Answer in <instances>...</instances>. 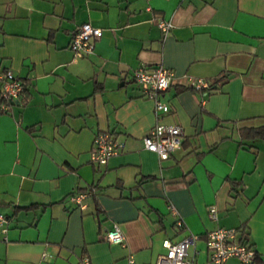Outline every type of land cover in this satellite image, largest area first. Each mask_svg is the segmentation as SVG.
Returning a JSON list of instances; mask_svg holds the SVG:
<instances>
[{
	"label": "crops",
	"instance_id": "1",
	"mask_svg": "<svg viewBox=\"0 0 264 264\" xmlns=\"http://www.w3.org/2000/svg\"><path fill=\"white\" fill-rule=\"evenodd\" d=\"M83 21L102 33L75 56ZM156 64L172 72L158 114L131 75ZM4 69L23 89L0 107V264H154L161 241L186 232L200 264L217 228L236 229L264 264V140L253 133L264 127V0H0ZM156 122L182 131L164 160L141 143ZM100 132L123 145L104 164L90 160ZM77 191L91 193L83 207L68 198ZM114 224L122 244L104 239Z\"/></svg>",
	"mask_w": 264,
	"mask_h": 264
},
{
	"label": "built area",
	"instance_id": "2",
	"mask_svg": "<svg viewBox=\"0 0 264 264\" xmlns=\"http://www.w3.org/2000/svg\"><path fill=\"white\" fill-rule=\"evenodd\" d=\"M157 26L162 32H166L170 26L168 20L159 18ZM102 29L83 21L72 31L69 37L68 47L73 55L82 56L93 50L94 41L100 37ZM132 78L143 86V93L152 100L153 109L156 114L168 110V104L159 98V94L168 86L171 81L172 72L169 68L160 64L139 65L132 71ZM186 85L193 89H207L208 83L199 77H188ZM23 89L22 80L14 75L11 70L0 71V107L5 108L8 102L16 98ZM182 131L178 126L166 125L156 122L146 134L141 137L144 149L155 153L159 160L166 159L174 150L181 145ZM122 143L109 132H100L92 139L90 148V160L104 164L106 160L122 151ZM90 191H77L69 194V200L83 207V200L90 196ZM210 217H214V211L209 209ZM175 225L179 230H184L180 219H176ZM7 226V220L0 213V233H3ZM234 228H217L206 233L205 248L208 261L213 264H220L228 258H236L240 264H251L254 250L246 241L239 237ZM198 236L186 232L180 239L171 241L167 238L161 241L164 249L159 254L154 264H198L193 258L188 257L187 249L193 245ZM104 239L109 243L122 244L123 238L114 224L106 231ZM43 257H45L43 255ZM78 264H92L86 257L79 260Z\"/></svg>",
	"mask_w": 264,
	"mask_h": 264
},
{
	"label": "trees",
	"instance_id": "3",
	"mask_svg": "<svg viewBox=\"0 0 264 264\" xmlns=\"http://www.w3.org/2000/svg\"><path fill=\"white\" fill-rule=\"evenodd\" d=\"M214 81L217 84V82H218L217 79H215ZM209 88L210 87L208 86V89ZM253 133H254V136H260L264 140V127H259V128L254 129ZM242 239L245 241L244 238H242ZM249 246H251V245H249ZM256 258H257V255L254 252V256L252 257V261L255 260Z\"/></svg>",
	"mask_w": 264,
	"mask_h": 264
},
{
	"label": "rangeland",
	"instance_id": "4",
	"mask_svg": "<svg viewBox=\"0 0 264 264\" xmlns=\"http://www.w3.org/2000/svg\"><path fill=\"white\" fill-rule=\"evenodd\" d=\"M206 259H207L206 255L204 256L203 254V257H201V260H200V264H213L210 261H207ZM227 264H240V262L238 261V259L234 258V259L229 260Z\"/></svg>",
	"mask_w": 264,
	"mask_h": 264
},
{
	"label": "water",
	"instance_id": "5",
	"mask_svg": "<svg viewBox=\"0 0 264 264\" xmlns=\"http://www.w3.org/2000/svg\"><path fill=\"white\" fill-rule=\"evenodd\" d=\"M16 101V100H15Z\"/></svg>",
	"mask_w": 264,
	"mask_h": 264
}]
</instances>
